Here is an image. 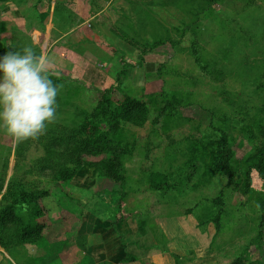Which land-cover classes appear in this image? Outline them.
Returning <instances> with one entry per match:
<instances>
[{
  "label": "rangeland",
  "instance_id": "1",
  "mask_svg": "<svg viewBox=\"0 0 264 264\" xmlns=\"http://www.w3.org/2000/svg\"><path fill=\"white\" fill-rule=\"evenodd\" d=\"M111 88L145 106L102 129L120 183L78 160ZM66 173L74 204L52 191ZM23 195L50 228L2 233L0 264L264 260V0H0V210L26 219Z\"/></svg>",
  "mask_w": 264,
  "mask_h": 264
},
{
  "label": "trees",
  "instance_id": "2",
  "mask_svg": "<svg viewBox=\"0 0 264 264\" xmlns=\"http://www.w3.org/2000/svg\"><path fill=\"white\" fill-rule=\"evenodd\" d=\"M4 53L10 54L13 57L17 56L9 48H5ZM59 76L68 81L71 77L58 72ZM112 92L113 88L104 91H97V104L98 109L101 110L99 117H97L96 112L87 118L78 128V131L83 134L87 141L84 147L80 150L78 160L80 162L85 161L89 168H97L103 173L107 178L111 179L115 183L123 182L122 177V167L120 164V157L122 156V149L117 146L114 142L110 140V132H103L102 129L104 125H113L112 120L114 118H119L123 116H131L135 113L142 111L145 106L143 103L134 101L126 97L122 103L112 105ZM113 107V108H112ZM231 152L227 149L223 150L221 153L222 167L224 174L231 176V165L229 155ZM87 157H99L97 162H87ZM74 173H66L59 176L53 185V190L59 202L62 200H67L68 203L74 204V200L70 199L65 195V190L71 187V181L73 180ZM164 179L159 175H155V181L152 184L153 188H157L158 183ZM51 192V191H50ZM49 195L48 192L43 193L42 196ZM62 195V196H61ZM59 196V197H58ZM61 196V197H60ZM24 204L29 208L30 213L26 219L21 218L18 214L16 206L11 205L5 209L0 210V242L1 234L5 233L8 229L14 226H21L22 237L21 240L29 241L40 237L44 232L50 228V223L48 220L47 210L42 204L41 197H35L32 195L21 196ZM65 198V199H63ZM79 216L83 213L79 212ZM264 228V217L259 225V240L262 237V230ZM130 258H132L130 256ZM134 259V258H132ZM247 260V259H246ZM246 260L238 259L233 264H264L262 258L255 262L247 263Z\"/></svg>",
  "mask_w": 264,
  "mask_h": 264
},
{
  "label": "crops",
  "instance_id": "3",
  "mask_svg": "<svg viewBox=\"0 0 264 264\" xmlns=\"http://www.w3.org/2000/svg\"><path fill=\"white\" fill-rule=\"evenodd\" d=\"M54 8H55V4L54 3H51L50 4V12H49V15H48V24H52L53 14H54ZM85 23H87V22L84 21L82 24L76 26V28L74 29V31L83 28L85 26ZM50 32H51V29L48 31V33H50Z\"/></svg>",
  "mask_w": 264,
  "mask_h": 264
}]
</instances>
